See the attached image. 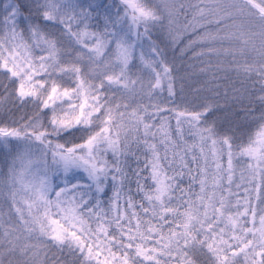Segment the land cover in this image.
I'll use <instances>...</instances> for the list:
<instances>
[{
  "label": "snow or ice",
  "instance_id": "snow-or-ice-1",
  "mask_svg": "<svg viewBox=\"0 0 264 264\" xmlns=\"http://www.w3.org/2000/svg\"><path fill=\"white\" fill-rule=\"evenodd\" d=\"M99 7L13 0L0 13V107L27 109L0 120V146L22 162L9 175L0 264H36L28 241L37 232L60 253L54 264H264V0H120L103 21ZM166 29L186 33L198 58L232 57L260 111L254 134L218 129L208 104L179 111L134 99L129 112L132 104L116 103L117 93L144 91L134 68L150 77V99L171 76L153 42ZM185 125L198 145H182ZM34 155L42 163L32 165ZM50 171L63 175L62 186L53 187ZM41 264H51L47 254Z\"/></svg>",
  "mask_w": 264,
  "mask_h": 264
},
{
  "label": "rangeland",
  "instance_id": "rangeland-1",
  "mask_svg": "<svg viewBox=\"0 0 264 264\" xmlns=\"http://www.w3.org/2000/svg\"><path fill=\"white\" fill-rule=\"evenodd\" d=\"M13 0H0V13H3L4 6L6 4L12 3ZM83 3H93L100 5L98 11L101 14V21H103L106 10H110L112 13H115L116 8L113 7V4H119L120 0H82ZM157 3H162L163 0H156ZM185 5L189 2H196V0H183ZM23 3L26 5H31L32 0H23ZM27 15V13H23ZM95 15V13L93 14ZM184 17L183 15L179 16L176 23V28L182 27ZM237 24H240V21H237ZM155 32V30H154ZM173 34H169V30H164L158 32L153 36V42L158 44L160 49L164 53V58L166 61V66L172 69L170 77H165L161 81V88L157 89L149 98V93L147 85L150 77L142 68L132 69L131 79L140 80L144 85V91L141 92L140 85L136 86V91L139 95L128 96L126 99L120 96L117 93L115 98L116 103L121 104H132V101L135 99L137 104L140 106H146L149 103L157 104L164 109H173V110H188V111H202L200 108L201 104H208L212 107L213 111L209 114L208 121L209 123H215L216 127L220 130L228 132L229 135L235 133L238 137L247 138L249 132L255 133L257 131L256 121L259 119H245L241 114H238L239 108L243 109L241 102L243 99V90L239 80V86L235 78L237 74H243L241 71L235 70L238 66H231L232 57H221L210 58L204 56L198 58L197 53L201 49H196L195 52L191 48L187 47L188 41L185 39L186 33L172 30ZM140 51L139 49L137 50ZM143 51L146 58H150V48L147 42H144ZM254 55V54H250ZM242 56H237L239 62H243ZM191 60H198V64L195 62H190ZM139 64V60L136 61ZM2 79V77H0ZM171 83L173 94L169 96L168 84ZM115 87V86H113ZM111 95V94H110ZM243 99V100H242ZM137 105L132 104V108L129 109V112L132 111ZM155 109H149V111H154ZM27 109H22L17 111V109L8 104L6 107H0V120H12L19 119L20 116L24 115ZM238 116V117H237ZM156 128H160L159 119L153 122ZM175 119H170V126L166 129L169 133L175 128ZM231 131H228V130ZM163 136V132L158 133L156 139L159 141ZM174 142L176 137H170ZM61 143L63 141H60ZM182 145L187 144L191 147L194 143L199 144V140L193 141L190 135L187 132V125L184 126V136L181 140ZM209 145L205 148L207 153ZM11 151V146H0V184L3 185L0 188V223L4 224V227H8L7 221L10 218V197L8 194L10 180L9 175L15 164L17 166V171H21V160L17 158L16 153L9 155ZM181 154L182 148L180 149ZM172 149L169 148V155H171ZM141 159H143L141 157ZM31 164L36 165L42 163L39 156H32L30 158ZM24 164H28V160L23 161ZM129 163L132 167H135V161L130 160ZM179 163V161H177ZM237 167L236 176L239 177L240 172L243 170L241 166L235 165ZM76 176L81 179L83 182L86 178V173L82 169L75 170ZM71 175V174H70ZM49 180L52 183L53 187L56 185H63L64 177L62 174L53 175L49 172ZM238 183H243V181H238ZM186 184V181H185ZM135 189V185H132ZM242 192L243 189H240ZM111 195V193H109ZM14 211V210H13ZM2 231V229H0ZM30 244L36 245L34 251L39 253V258L37 259L36 264H41L44 259L45 254L49 257L51 264H54V261L51 260L53 256H59L60 253L57 249L52 248L50 245H47V237H41L39 233H36V236L28 241ZM103 259V257H101ZM7 261H5L6 263Z\"/></svg>",
  "mask_w": 264,
  "mask_h": 264
},
{
  "label": "trees",
  "instance_id": "trees-1",
  "mask_svg": "<svg viewBox=\"0 0 264 264\" xmlns=\"http://www.w3.org/2000/svg\"><path fill=\"white\" fill-rule=\"evenodd\" d=\"M241 23V22H240ZM243 58V59H242ZM247 57L242 56L241 59L244 61ZM239 60V58L237 59ZM193 60H191L190 62H192ZM194 63L196 62L198 64V60H194ZM243 63V62H242ZM232 67L235 66L236 64H232L229 63ZM238 66V65H237ZM237 78H235L236 82H237V86H239V80H240V84L242 86V90H243V99L244 101L241 102V106H243V109L241 110V108H239L238 110V114L242 115L245 119H252V118H256L259 119L260 116V111L257 109L255 104H250L249 103V98H248V92L247 90L250 89L251 87V81L247 80L243 74H237L236 76ZM242 99V100H243ZM249 113H251V115H249ZM238 117V116H237ZM7 264V262L5 263Z\"/></svg>",
  "mask_w": 264,
  "mask_h": 264
}]
</instances>
